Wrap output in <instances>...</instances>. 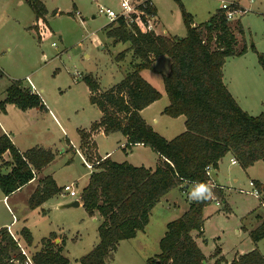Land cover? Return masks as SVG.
Instances as JSON below:
<instances>
[{"label": "trees", "instance_id": "1", "mask_svg": "<svg viewBox=\"0 0 264 264\" xmlns=\"http://www.w3.org/2000/svg\"><path fill=\"white\" fill-rule=\"evenodd\" d=\"M181 9L187 34L184 37L159 35L149 31L144 17H135L129 27L124 20L105 27L107 38L114 43L130 44L138 61H133L125 77L109 89L103 90L93 75L84 77L90 102L102 116L89 130H78L81 145L89 149L92 135L103 130L105 135L121 133L127 138V147L144 145L160 157L155 170L134 166L128 162H116L111 158L89 152L92 162L100 161L90 174L88 185L80 198L86 212L92 217L99 213V243L79 259L81 264H111L122 241L135 238L150 221L155 206L176 188L188 192L191 183L209 182L206 168H219L220 161L231 154L239 165L248 169L258 161L264 162V111L251 115L231 94L224 81V66L231 56H242L247 47L237 48L239 40L227 19L226 11L218 9L206 22L195 26L193 16L186 11L181 0H175ZM37 19L48 13L41 0H27ZM235 11L243 8L234 7ZM155 13V9L150 10ZM238 33L242 24L237 20ZM255 50V48H253ZM127 51L118 58L124 59ZM168 56L172 63L164 76L165 91L170 104L163 114L186 118V130L172 140H167L142 116V111L161 99L162 94L141 74L152 69L153 63ZM264 67V56H260ZM13 104L22 111L31 108L47 110L40 94L31 93L20 80H14L6 90V98L0 101V109ZM76 151L70 147L69 151ZM11 155L4 161L5 154ZM59 155V151L36 146L20 151L7 134H0V189L8 197L37 178ZM264 202V183L255 181ZM52 176L39 179L38 186L29 199L31 209L40 208L45 202L62 192ZM215 196L204 202L190 200L188 210L169 222L159 246L160 253L147 260V264H264V255L256 247L251 252L228 262L217 247L210 263L196 238L204 237V210L215 200L224 197V189L214 187ZM259 226L250 232L255 245L264 239V218L257 215ZM197 235L194 236L193 233ZM17 240L8 228L0 229V264H25L20 243L32 246L31 231L24 227ZM56 233L41 240L42 248L31 255L34 264H71L63 255V246L54 242ZM206 242V239H204Z\"/></svg>", "mask_w": 264, "mask_h": 264}, {"label": "rangeland", "instance_id": "2", "mask_svg": "<svg viewBox=\"0 0 264 264\" xmlns=\"http://www.w3.org/2000/svg\"><path fill=\"white\" fill-rule=\"evenodd\" d=\"M41 1L47 5L48 13L39 26L38 22V25L34 24L36 17L27 0H0V100L5 98L6 90L14 80L22 81L23 87L25 84L29 89L30 84L27 81L29 76L46 104L60 119L61 126L67 129V134H64L59 126L46 120L50 146L59 151V156L52 167L62 170L58 175L60 182L67 181L69 184L73 182L77 184L78 190V196L61 198L59 201H70L71 198L78 200L79 192L82 193L88 185L90 169L84 165L81 155L76 151L65 154L62 151L66 150L68 139L76 144L80 142L78 130L90 129L93 123L101 118L100 110L90 102L89 88L84 77L93 75L101 88L106 90L118 84L131 70L133 61L138 60L134 58L132 51L127 50L130 44L114 43V40L107 38L105 34V27L111 21L99 13V6L119 10L118 0ZM221 1L181 0L186 11L192 12L199 24L206 23L220 9ZM225 1L236 3L247 10L241 18L236 17L230 21L239 40L237 48L241 50L246 46L247 51L242 56H231L227 59L224 67L225 81L231 82L235 77L242 75L253 77L251 88L246 89H251L254 95L250 99L256 108L252 109L251 115L256 116L264 111V104H260L262 100L264 102V67L260 62V56H264V0ZM155 2L159 7L161 18L159 31L162 33L166 30L168 36L173 37L186 36L187 30L179 4L175 0H155ZM237 20L241 21L242 34L238 33ZM53 43L56 46H53ZM122 51H127L124 59L118 58ZM165 59L171 61L168 56ZM147 77L154 87L164 91L162 75L149 71ZM167 102L169 100L165 98L160 107L164 104L167 107L169 105ZM157 109L146 114L147 120L152 122L151 118L157 113L155 112ZM13 119L17 127L20 124L21 127L23 126L22 117ZM165 121L167 123L173 120L166 115L160 124L155 126L172 140L182 131L179 133V129L174 126L171 131L166 132ZM95 141L96 149L101 155L105 156L107 152L117 149L114 159L124 162L129 160L137 165L150 164L153 167L157 164L158 154L151 148L136 149L129 158L125 150L120 148L117 138L96 135ZM70 146L73 148V145ZM94 146L92 137L89 149L82 147L80 143L79 151L88 160L89 152L95 154ZM224 167H230L229 158L225 159ZM230 170L227 171L231 176L230 180L226 177L224 179V170L223 168L221 170L220 164L219 168L213 170L210 175L211 180L222 183L225 187L220 185L224 189V197L205 208V236L199 238V244L207 255L213 254L217 247H222L224 255L229 258L238 252L252 251L255 244L250 232L255 228L254 216L260 215L264 218L261 197L240 192L242 189L251 191L252 187L249 183L254 178L264 181V162L258 161L248 169L238 164L232 166ZM236 175L240 177L239 183H235L232 179V176ZM189 191L184 192L180 188L170 191L167 194L171 200V204H168L170 208H164L161 213L156 210L152 214L149 228L141 233L137 240L120 243L111 264H147L149 258L159 254V243L166 232L167 222L179 217L180 211L187 210L190 200ZM3 195L0 189V225L13 222L12 213L2 201ZM24 196L25 192L19 193L8 201L10 208L16 214L20 212L16 205L24 202ZM227 206H230L231 210H227ZM71 211H76L77 214L68 215L62 210H56L54 206L49 207L46 213L26 209L24 214L28 217H25L26 220L20 219L13 229L18 231L24 226L30 228L36 238L35 245H38V241L42 238L52 231H60L63 227L67 236L74 238L72 243L78 241L77 245L70 246V256L76 257L80 255L81 248L93 240L96 226L100 225V221L95 224L96 222L90 220L89 214L83 208ZM252 211L254 214L250 216L249 213ZM80 217L85 218V221L82 223L76 221ZM204 238L207 239L206 242ZM260 250L264 254V239L260 243ZM33 253L28 251L30 256Z\"/></svg>", "mask_w": 264, "mask_h": 264}, {"label": "crops", "instance_id": "3", "mask_svg": "<svg viewBox=\"0 0 264 264\" xmlns=\"http://www.w3.org/2000/svg\"><path fill=\"white\" fill-rule=\"evenodd\" d=\"M225 1V0H224ZM43 2V1H42ZM154 2V8H155V14H156V22H157V30H156V33L159 34V35H164V36H168L166 30H163V32L161 33L159 31V26H160V21H161V18H160V11H159V7L158 5H156V2L155 0H153ZM44 3V2H43ZM45 4V3H44ZM46 8H47V5L45 4ZM48 10V9H47ZM247 11V10H245ZM188 12V11H187ZM192 16H193V19H194V25L195 26H198V25H201L199 23L196 22L195 20V17H194V14L192 12H189ZM246 14V12L244 13ZM243 14V15H244ZM36 17V16H35ZM242 17V16H241ZM241 17H237V18H241ZM39 23V26L40 24H42L41 22H43V19H37L36 18V21H34V24L36 23ZM37 23V25H38ZM33 24V25H34ZM203 24V23H202ZM42 28V27H41ZM40 28V29H41ZM237 34V33H236ZM178 37V36H177ZM184 37V36H183ZM62 38V37H61ZM165 57L167 56H162L160 57L159 59H157L154 63H153V68L152 69H146V70H143L141 72L142 76L148 81L149 79H147V72H153L154 74H157L159 73V76L162 75L163 78L165 75H167L169 72H170V69H171V63L172 61H166ZM226 64V63H225ZM225 67V66H224ZM163 69V70H161ZM126 75V74H125ZM29 78V76H27ZM31 80V79H30ZM32 81V80H31ZM224 81H225V75H224ZM252 82H253V77L252 76H248V75H242L240 77H235L234 80H232L231 82H226L225 81V84L227 86V88L229 89V91L231 92V94L234 96V98L237 100V102L239 103V105L245 110L247 111L249 114H251L252 112V109H255L256 106L253 105V102L252 100L250 99L253 95V93L251 92V89L250 90H247L246 88L247 87H250L251 88V85H252ZM151 83V82H150ZM24 87L28 88L25 84H24ZM161 94H162V97L161 99H159L158 101L154 102L153 104H151L149 107H147L146 109H144L142 111V116L143 118L146 120V122L152 126V128L160 133L161 135H163L166 139L168 140H171V138H167V136H165L163 134V132H160L159 130H157V127L155 125H159L160 124V121L162 120V118H164V116H166L165 114H163V111L165 109V105L164 104L163 106L160 107L161 105V102L167 98V100H169V103L170 104V99L164 89V91H161L160 89H158L157 87H155ZM38 90V89H37ZM39 91V90H38ZM43 91V89L41 90V92ZM40 93V92H39ZM90 93V91H89ZM167 96V97H165ZM6 98V96H5ZM4 98V99H5ZM4 99L0 100V101H3ZM43 101H44V104L46 105V108L47 110H42L40 108H31V109H28L26 111H22L21 109H19L17 106L13 105V104H7L5 106V110L2 111L0 109V134H7L11 140L13 141V143L16 145V147L24 152V151H27L28 149H31L33 147H36V146H41V147H45V148H51V149H57L55 147H51L50 144V134H49V129H48V126H46V120H49L51 121L53 124H55V126H59L61 128V131L62 133L64 134H67V129L63 126H61V122H60V119L58 118V116L56 115V113L54 112V110H52L50 108V106L48 104H46V101L45 99L42 97ZM261 105L264 104L263 100L262 102L260 103ZM158 108V109H157ZM155 112H157L156 114H154L152 116V122L151 120H147L146 118V114L148 112H152L153 110H156ZM21 110V111H19ZM22 112V113H20ZM263 112V111H262ZM253 114V113H252ZM259 115V114H258ZM102 116V114H101ZM14 117H17V118H23L24 120V124L23 126L21 127V124L17 127L15 125V121H14ZM169 117V116H168ZM173 121H168L164 124H166V129L165 131L168 132V131H171V128H174V126L179 129V133L180 131H182L180 134H182L185 130H186V126H185V122H186V118L184 116H180L178 118H172ZM86 130H89V129H86ZM178 133V132H177ZM178 134V135H180ZM96 135H104V136H107L105 135L104 131L103 130H99L98 132H96L95 134L92 135V137L94 138V142H95V155L97 156H100V157H103V158H111L112 160L116 161V162H119V163H122L124 162V160H117V159H114V155L117 153V149H114L112 150L111 152H107L106 155H101L99 153V151L96 149V144L97 142L95 141V137ZM108 136H111V137H114V138H117L118 139V143H119V146L121 149H124L125 152H126V156L127 157H132L134 152L136 149H140V150H148L150 147H147V146H144V145H135V146H132V147H127L126 144H127V138L125 136H123L121 133H114V134H111V135H108ZM173 139V138H172ZM81 143V139H80V142L78 144H76L75 142L73 141H69V139L67 140V144H66V150H63L62 153L65 154L68 150V148H70V144L73 145V147H75L76 149L79 150V144ZM68 147V148H67ZM65 149V148H64ZM131 150V152H129ZM58 151V150H57ZM74 151V150H73ZM72 153V151H69ZM75 152V151H74ZM62 154V155H63ZM59 156V155H58ZM57 156V157H58ZM56 157V159H57ZM226 158H229L230 159V167H224V162H225V159ZM234 157L231 155V154H228L227 156H225L221 161H220V168L222 170H224V179L226 177L229 178V180L231 179V176L230 174H228L227 171H231L230 168H232V166H237L238 164L234 165L232 164L231 160L233 159ZM55 159V160H56ZM3 160L4 161H10L11 160V155L9 153L5 154L4 157H3ZM54 160V161H55ZM89 162H92L89 158H88ZM54 161L49 165L47 166L41 174H38L37 178L34 179L33 181H31L29 184H27L26 186H24L21 190L17 191L16 193L6 197L5 195H3L2 197V201L7 205V209L12 213V216H13V222L8 224H1L0 225V229L1 228H10L12 233L15 235V236H18L20 234V231L26 227L24 226L23 228H21L20 230L18 231H15L13 229V227L20 222V219L22 220H26L25 217H28L27 214H24V211L26 212V209H31L29 207V199L31 197V195L34 193V191L36 190L37 186H38V181L40 178L44 177V176H52L53 179L56 181L57 185L60 187V188H63L65 185L69 184V182L65 181V182H60L59 180V173L62 171L60 170L59 168H53L52 165L54 163ZM125 162H128L134 166H145L147 168H151L153 170L156 169V167L159 165V162H160V157L158 155V158H157V164L153 167L151 166L150 164H135V163H132L130 162L129 160H125ZM223 165V166H222ZM254 166V165H253ZM252 167V166H251ZM250 168V167H249ZM91 174V172H90ZM89 179H90V175H89ZM89 179H88V182L87 184L89 183ZM232 179L234 180L235 183H239L240 182V177L238 175L236 176H232ZM258 179L254 178V181H257ZM259 181V180H258ZM217 185H221L223 186L224 184L222 183H219V182H216L214 181ZM262 183H264V181H260ZM73 183V182H71ZM75 184V183H73ZM86 184V185H87ZM75 186H77V184H75ZM225 186H223L224 188ZM77 188V187H76ZM78 191V190H77ZM25 192V196H24V202L23 203H19L17 204V209L20 210V212L18 214H16L15 212H13V210L10 208L9 204H8V201L15 195L19 194V193H23ZM79 195H81V193L79 192ZM169 195H166L165 197L162 198V200L155 206V208L152 210L151 212V215H150V221H149V224L147 225L146 229L143 231V232H139L138 235L131 239V240H125V241H122L121 244H123L124 242H128V241H135L139 238L140 234L141 233H144L146 232V230L149 228L150 224H151V221H152V214L158 210V213H161V211L164 209V208H170L169 205L171 204V200L168 198ZM66 197H70L69 195H62L61 193L58 194L57 196L53 197L52 199L48 200L47 202H45L40 208H37V209H31L33 212H41V213H46V210L51 207V206H54V208L56 210H62L63 212H65L66 214L68 215H75L77 214L76 211H71L72 209H75V210H81V208H83L85 210V208L83 207V203L81 201V198L79 197L78 200H80V204L78 207H65V205L75 201V199H70V201H59V199L61 198H66ZM189 201V205H190V200ZM261 202V200H260ZM169 204V205H168ZM189 208V206H188ZM187 208V210H188ZM187 210L185 211H180L181 212V215L182 216ZM227 210H231V207L230 206H227ZM254 214V211H252L251 213H249L250 216H252ZM179 216V217H180ZM204 216H205V210H204ZM177 217V218H179ZM89 218L90 220H93V222H96L95 224H97V222L100 221V224H101V217L99 215V213H96L95 216H90L89 215ZM175 218V219H177ZM255 219L254 220V225H255V228H257L260 224V222L256 219V217L254 216ZM173 219V220H175ZM171 220V221H173ZM76 221L78 222H83L85 221V218H78ZM169 221V222H171ZM167 222V224L169 223ZM68 227V226H67ZM28 228V227H27ZM98 228H99V225L96 226V232H95V235L93 237V240L90 242V244H87L86 246H83V248H81L80 250V255L79 256H76V257H71L70 256V246L73 244V245H77L78 244V241L72 243V241H74L73 239L74 238H69L65 231V229L63 227L60 228V231H52L51 233H56L57 235V238L54 240V242L58 245H62V242L65 240V245L63 246V255L69 259L71 261V264H79V259L82 258L83 256H85L86 254H88L100 241V238H99V232H98ZM245 228V227H243ZM254 228V229H255ZM32 235H33V238H34V242H33V245L32 246H26L23 242L20 243L21 246L27 251H33L34 253L39 251L41 248H42V242L41 239L40 241H38V245L36 244L35 245V235H34V232L33 230H31L30 228H28ZM78 228H76L77 230ZM205 229V228H204ZM253 229V230H254ZM75 230V231H76ZM70 231V230H69ZM252 231V230H251ZM78 232V231H77ZM50 233V234H51ZM196 232L193 233L194 236L197 235V233L195 234ZM50 234L46 237H49ZM146 236V235H144ZM204 236H205V230H204ZM45 238V237H44ZM206 239V238H204ZM196 241H197V244L199 245V247L201 248V250L203 251L201 245L199 244V238H196ZM207 241V239H206ZM262 241V240H261ZM261 241L255 245V248L257 247L259 250H260V243ZM221 248V256H224L225 259L228 261V262H231L235 257L239 256V255H243V254H246V253H241V252H238L236 253L232 258H229L227 256L224 255L223 253V249L222 247ZM254 248V249H255ZM253 249V250H254ZM261 251V250H260ZM251 252V251H250ZM33 253V254H34ZM204 253V251H203ZM248 253V252H247ZM262 253V251H261ZM205 254V253H204ZM263 254V253H262ZM157 255V254H156ZM213 254L211 255H207L205 254V256L209 259V262L210 263H214L215 259L213 258ZM264 255V254H263Z\"/></svg>", "mask_w": 264, "mask_h": 264}, {"label": "built area", "instance_id": "4", "mask_svg": "<svg viewBox=\"0 0 264 264\" xmlns=\"http://www.w3.org/2000/svg\"><path fill=\"white\" fill-rule=\"evenodd\" d=\"M247 1L253 2L254 0H247ZM118 3H119V10H114L112 8H106L104 6H99V13L106 16L111 21V23L117 22V21L122 19V20H124V22L129 27H131L134 24L135 17H137V16L144 17L148 30L156 33V30H157L156 29L157 28L156 27L157 26L156 14L152 13L150 11L151 9L152 10L155 9L153 0H118ZM234 7L241 8L236 3H232V2H228V1H224V0L221 1L220 8L223 9L224 11H226L228 21H232L236 17H241L244 14L243 11H239V10L235 11ZM78 13L79 12H77V14ZM53 46H56V44L53 43ZM27 81L30 84V87H29L30 92L40 94L39 91L37 90L36 86L30 80V78H27ZM76 152L81 155L83 162H84V165L88 169H90V172H92L94 167L100 163V161L89 162V160H87L81 154V152L78 149L76 150ZM103 159H105V158H103ZM2 162L3 161L0 160V165L2 164ZM231 162L234 165L239 164L235 158H233L231 160ZM213 170L214 169L211 166H208L206 168V172L209 175H211V172ZM209 183L215 185V187H220L213 180H210ZM249 186L252 187L251 191H249V190L245 191L242 189V190H240V192L241 193L245 192L246 194H252V195L260 198L261 193L259 192L258 188L256 187L254 180L250 181ZM61 194L62 195H69L71 197H76V196H78V191H77L75 184L71 183V184H67L63 187ZM218 204H220V203L218 202ZM262 206L264 207V202L262 203ZM8 230L13 235V237L17 240V237L12 233L11 229L8 228ZM19 245L21 247L22 254L26 257L25 264H34L32 259H31V256L21 246V244H19Z\"/></svg>", "mask_w": 264, "mask_h": 264}, {"label": "clouds", "instance_id": "5", "mask_svg": "<svg viewBox=\"0 0 264 264\" xmlns=\"http://www.w3.org/2000/svg\"><path fill=\"white\" fill-rule=\"evenodd\" d=\"M186 183H191V188L188 194V198L193 202H204L207 200H211L214 198V187L215 185L209 182H201V181H192Z\"/></svg>", "mask_w": 264, "mask_h": 264}, {"label": "water", "instance_id": "6", "mask_svg": "<svg viewBox=\"0 0 264 264\" xmlns=\"http://www.w3.org/2000/svg\"><path fill=\"white\" fill-rule=\"evenodd\" d=\"M80 204V201L79 200H75L67 205H65V207H78ZM204 264H206V261H204Z\"/></svg>", "mask_w": 264, "mask_h": 264}]
</instances>
